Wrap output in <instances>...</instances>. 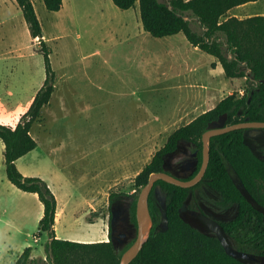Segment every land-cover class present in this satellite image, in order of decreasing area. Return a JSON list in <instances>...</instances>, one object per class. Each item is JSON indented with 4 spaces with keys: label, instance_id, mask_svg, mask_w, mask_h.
I'll use <instances>...</instances> for the list:
<instances>
[{
    "label": "rangeland",
    "instance_id": "374dc122",
    "mask_svg": "<svg viewBox=\"0 0 264 264\" xmlns=\"http://www.w3.org/2000/svg\"><path fill=\"white\" fill-rule=\"evenodd\" d=\"M31 2L49 49L54 91L42 106L39 119L31 125L29 132L36 141L35 148L17 158L15 164L25 176L43 177L56 196L60 238H88L84 220L100 218L102 228L107 229L109 195L137 197L136 175L168 136L184 125L139 123L143 117L160 116L172 104L176 93L160 89L154 81L172 64L166 62L162 44L151 35L143 36L146 50H151L150 66L146 52L143 64L140 52H131L125 44L115 45L116 39H111L115 34L96 18L92 8L98 2L94 0H75L72 11L68 7L49 11L43 0ZM115 9L121 14L115 20L140 22L138 4L127 10ZM90 13L94 20L87 23ZM190 21L194 28H200L194 17ZM138 36L141 40L142 35ZM203 58H198L200 63ZM44 78L38 38L30 37L16 1L0 0V124L13 127L18 123ZM149 78L154 85L146 91L143 85ZM240 80L242 90L233 91L238 95L243 94L245 85V78ZM248 141L256 150L264 147V131L261 137H248ZM3 150L0 140V218L9 217L17 231L11 232L10 240L5 242L6 238L0 237V264L6 258L7 262H14L15 253L4 255L7 245L12 250L16 245L15 250L20 253L31 246L32 264H49L44 248L47 234L38 229L42 204L34 193L22 191L8 181ZM26 242L29 245L22 247Z\"/></svg>",
    "mask_w": 264,
    "mask_h": 264
},
{
    "label": "trees",
    "instance_id": "16d2710c",
    "mask_svg": "<svg viewBox=\"0 0 264 264\" xmlns=\"http://www.w3.org/2000/svg\"><path fill=\"white\" fill-rule=\"evenodd\" d=\"M15 1L22 11L30 37L39 40L45 78L18 123L13 127L0 124L6 177L18 189L35 193L43 206L38 229L47 234L44 248L49 264H118L119 255L109 240L79 242L57 238L54 232V194L44 179L25 176L16 167V159L36 146L29 131L32 123L39 119L42 106L48 103L54 85L49 49L42 39L33 4L31 0ZM111 1L120 9L138 4L143 30L149 35L165 37L182 32L189 43L219 61L225 77L245 78L242 95L232 92L168 136L165 144L136 175L137 189L146 183L150 173L162 170L163 159L179 144H187L195 152L196 173L202 162L201 134L209 123L219 118L225 125L264 121V81L260 82L264 80V14L246 18L230 16L220 20L230 8L254 0ZM43 3L47 10L57 11L62 0H43ZM184 17H194L202 30L193 29L191 21ZM248 132L249 129L245 128L234 129L210 137L209 160L202 181L217 190L225 201L238 205L239 216L233 225L236 229L239 226L244 229L245 250L264 255V215L259 210L264 209V147L255 150L248 141ZM157 186L165 196L162 209L154 192ZM188 190L161 179L154 182L148 195L150 215L155 223L162 222V217L167 223L163 230L150 232L129 264H252L226 254L216 238L200 234L179 217L178 208L187 198ZM114 195L110 194L109 199ZM130 196L133 198L131 217L136 223V194ZM246 196L258 208L253 207ZM31 249V246L24 247L12 264H32Z\"/></svg>",
    "mask_w": 264,
    "mask_h": 264
},
{
    "label": "crops",
    "instance_id": "0c3cea01",
    "mask_svg": "<svg viewBox=\"0 0 264 264\" xmlns=\"http://www.w3.org/2000/svg\"><path fill=\"white\" fill-rule=\"evenodd\" d=\"M82 1V0H80ZM98 2L93 10L95 9L96 18L100 20L101 26L108 28V32L114 33L115 37L111 38L115 40V45L125 44L126 47H131V52L141 53L138 55L142 57L141 63H145V52L146 60L148 66H150V51L146 50L145 47V37L149 35L146 31L143 30L141 21L138 22L136 19L133 21H118L115 19H120L121 14L115 9L117 6L113 4L111 0H94ZM72 11L75 10V0H62L61 7L58 11H64L67 8ZM115 7V8H114ZM107 8V11L105 10ZM127 10V9H125ZM109 11V12H108ZM112 12V13H110ZM105 13H109L106 15ZM264 14V0H254L248 1L243 4L234 6L230 8L226 13L223 19L236 16L238 18H246L252 15H263ZM80 18V17H79ZM78 20L80 21V19ZM188 20L193 17H187ZM88 20H94L93 14L90 13L87 15ZM140 19V16H139ZM195 19V18H194ZM74 20V18H72ZM114 22V23H112ZM192 22V21H191ZM195 23V22H194ZM197 23V22H196ZM196 25V24H195ZM191 26L195 30H202V28H194L191 23ZM132 30V31H130ZM117 34V35H116ZM138 35H142L141 40L138 39ZM182 35V36H181ZM43 37V35H42ZM158 43L162 44L161 53L162 56H165L166 62L171 63V69L167 71H162L159 73V77L155 79L156 83L159 85L160 89L163 90H172L176 93L175 97L172 98V104L166 108L165 111L159 113L160 116L154 115L151 117H143L140 120L142 125H168L172 123H183L186 124L194 119L197 115L203 113L206 110L213 108L223 97L229 95L233 91L242 90L240 88L241 80L240 78H227L224 75L223 68L219 61L208 53L203 52L197 46L189 43L182 32L176 34L165 36V37H155ZM140 45V46H139ZM184 47L183 50H180L178 47ZM205 53V54H203ZM204 55V56H202ZM230 57V54H228ZM204 57L203 61L200 63L198 58ZM165 62V59H163ZM173 61H176L174 64ZM149 72L151 71L148 69ZM148 72V73H149ZM146 85V89H145ZM154 85L149 79L143 85V88L147 91L151 90V87ZM54 91V90H53ZM49 102V101H48ZM157 114V113H155ZM148 116V115H147ZM26 174V173H24ZM37 175V174H35ZM40 176V175H38ZM41 177V176H40ZM44 179L43 177H41ZM35 194V193H34ZM36 195V194H35ZM37 197V195H36ZM56 197V196H55ZM41 205V203H40ZM58 201L56 198V211L58 209ZM43 207L41 205L40 211L37 219L42 216ZM57 214V212H56ZM10 216V215H9ZM57 217H55L54 223V232L57 238H60V235L57 233L56 225ZM85 227L88 230V238L85 237H76V239H71L73 241L79 242H97L106 240L107 238V229L102 228L100 223V218L92 220H84ZM17 231L16 224L9 217L0 218V237L2 239L10 240V233ZM65 239V237H62ZM29 245L28 242L24 243L22 247ZM9 245L5 246L3 249L4 255L7 253L12 255L15 253L14 260L20 254V250L14 247L12 250ZM21 248V247H20ZM9 254V255H10ZM4 264H11L7 262V258Z\"/></svg>",
    "mask_w": 264,
    "mask_h": 264
},
{
    "label": "flooded vegetation",
    "instance_id": "af4514ba",
    "mask_svg": "<svg viewBox=\"0 0 264 264\" xmlns=\"http://www.w3.org/2000/svg\"><path fill=\"white\" fill-rule=\"evenodd\" d=\"M261 132L262 130L253 135H250L248 132L247 138H259L261 137ZM194 154L195 152L191 151L190 146L187 144H179L172 153L168 154L163 159V162L165 160L164 170L175 177L184 179L191 178L199 170L198 169L196 173H194L196 163L193 160ZM202 178L191 187H188L187 198L182 203L184 204V208L181 211L179 210L182 204L178 208L179 217L200 234L216 239L215 233L210 229V223L213 221L217 222L222 234L234 249L254 257V260L245 262L264 264L263 254L256 251L251 252L245 250L246 237L244 236V229L240 226L236 229L233 225L239 216L238 205L225 201L219 192L208 183L202 181ZM235 183L238 184L236 180ZM154 192L158 200L159 208H164L165 196L163 198L161 197V193L163 192L158 186L154 188ZM132 201L133 198L127 194H115L108 202L107 238L102 241L109 240L112 243L115 253L119 255V260L121 254L137 237L136 223L132 220L130 210ZM259 210L264 215V209L259 208ZM161 212L162 214L164 213L163 211ZM163 218L164 217H162V222L155 223L151 217L152 224L148 236L150 232L155 233L165 228L166 223L163 222ZM243 224L244 221L241 222V226H243Z\"/></svg>",
    "mask_w": 264,
    "mask_h": 264
},
{
    "label": "water",
    "instance_id": "95a60500",
    "mask_svg": "<svg viewBox=\"0 0 264 264\" xmlns=\"http://www.w3.org/2000/svg\"><path fill=\"white\" fill-rule=\"evenodd\" d=\"M187 20V17H184ZM264 80H260L262 82ZM249 129L250 135L256 134L264 129V121H242L236 122L233 124L225 125L223 121L219 118L208 124L206 130H204L201 134L202 141V162L197 173L189 179L179 178L170 175L167 173L165 169V160L163 162V170L152 172L149 174L146 183L140 188L139 193L136 197L135 204V218H136V227H137V237L134 242L121 254L119 264H129V262L137 255L138 251L142 247L143 242L146 240L149 229L152 224L151 216L148 209V195L153 188V184L156 180H163L165 182L181 186L184 188L191 187L195 183H197L206 170L208 160H209V139L214 135H218L221 133H225L234 129ZM247 200L251 203L253 207H256V204L247 197ZM184 204L180 207V211L183 210ZM258 208V207H256ZM163 222L167 223V219L164 217ZM210 229L213 230L217 239L219 240L221 246L223 247L226 254L238 258L243 261H251L254 260V257L234 249L227 239L222 234L220 227L217 222L210 223Z\"/></svg>",
    "mask_w": 264,
    "mask_h": 264
}]
</instances>
